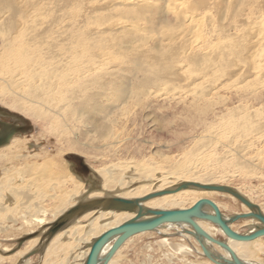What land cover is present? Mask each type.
Masks as SVG:
<instances>
[{
    "label": "bare ground",
    "instance_id": "1",
    "mask_svg": "<svg viewBox=\"0 0 264 264\" xmlns=\"http://www.w3.org/2000/svg\"><path fill=\"white\" fill-rule=\"evenodd\" d=\"M100 1L83 0V3L82 0H0V95L3 99L10 97L13 95L12 88H17L26 96L23 102L20 95L17 96L22 100L13 95L14 99L8 104L10 108L40 119L43 123L47 121L52 134H58L68 144L74 143L68 138L70 130L80 124L86 111L90 114L93 111L108 120L100 127L102 132H97L100 140L107 143L111 152L113 151L112 157H116L117 161L122 152L116 149L114 143L119 142L116 138L118 132L116 124L109 120V110L107 106L103 107V101L127 104L125 99H141L146 102L152 99L172 100L177 95V98L188 101L187 108L196 115V119L194 117L190 122L193 128L188 133L194 141L195 138L204 140L212 134L217 139L233 136L238 141L241 140L245 147L253 146V133L258 135L257 133L264 130V0ZM97 7L110 9L119 20H128L118 23L117 20L109 18L114 22L105 21L108 16L100 13L104 8ZM134 21L136 24H133ZM156 21L160 24L157 30L153 26ZM155 32L157 36L150 37L153 42L151 46H146L144 51L131 53L135 51L131 39L144 38ZM153 48L159 50L153 51ZM114 60L118 64H114ZM125 63L131 73L144 75L139 84L129 89L128 79L122 80L121 86L110 79L114 75V69L123 68ZM109 64H114V67L108 69ZM11 124L20 125L15 119ZM165 129L169 130V127ZM164 132L158 129L157 137H164ZM21 139L23 136H13L6 145L0 147V187H7L3 181L7 183L13 175L32 168L36 173H55L53 163L45 153L43 154L46 157L42 162H31V166L22 165L29 157L38 158L40 154L29 155L27 143ZM74 151L76 152V148L71 144L67 152ZM148 159L149 157L142 155L139 160L129 158L128 163H112L108 168L100 169L86 165L93 175L90 173L85 177L74 170L75 164L71 159H66L65 168H69V180L74 186L68 196L69 204L66 207L59 206L53 212L38 207L34 214H22L24 224L36 226L38 231L31 230V227L18 241L30 239L27 243H35L36 238H40L41 248L30 253L39 251L37 254L41 260L55 261L58 253H66V256L73 258L75 264H83L94 239L133 219L140 208L144 212L147 209H188L210 194L237 199L225 192L194 187L179 189L186 183L224 185L214 184V177L210 176L191 179L189 175L193 170L186 168L188 163L186 166L172 164L166 171L165 161L151 163ZM18 160H22L20 165ZM162 168L165 171H161ZM9 173L12 174L8 175ZM95 174L101 180L99 186V178ZM62 184L59 181V185ZM97 186L100 189H94ZM224 187L249 203L252 202L248 194L232 187ZM0 198L9 199L2 192ZM98 198L137 200L138 206L119 207L118 210L91 209L82 216L72 217L48 242L41 243V236L48 226L66 211L78 203ZM212 202L220 211V205L213 200ZM251 204L254 209L242 204L243 213L224 215L220 212L221 216L228 220L235 215L256 211L264 215L260 206ZM6 209L0 203V217L5 214ZM202 211L212 214L207 206ZM49 215L50 219L47 217ZM148 217L142 216L140 219ZM239 220L242 223L236 227L234 223ZM239 220L229 223V227L240 235H249L263 227L253 218ZM12 222L15 223V220ZM78 223L81 224L77 225ZM196 223L210 237L227 244L243 263L263 264L260 257L264 256L263 245L258 242L264 243V236L251 241H235L226 237L218 226L208 221L196 220ZM72 226L78 228L72 229ZM161 227H164V230H160L163 236L169 237L170 231H174L177 236L189 239L188 241L195 244L197 254L206 259V264H215L204 256L196 239L186 233L192 229L185 223H165L153 231L129 238L107 264H113L114 257L129 240L157 231ZM63 236H66L67 241H61ZM166 237L161 238L160 242L171 246L169 238ZM113 241L103 248L101 259ZM203 243L211 255L230 258L220 246ZM57 246L60 247L59 250ZM255 247H259L258 257L253 252ZM10 250L8 247L0 249V259L5 256L2 253L13 252V249ZM177 250L181 251L182 248L177 247ZM70 252L72 253L68 254ZM30 253L26 255L29 258L24 259L22 264H29L33 257L29 256ZM21 256L23 253L19 255ZM61 263H64L63 259ZM100 263L101 261L98 264Z\"/></svg>",
    "mask_w": 264,
    "mask_h": 264
},
{
    "label": "rangeland",
    "instance_id": "2",
    "mask_svg": "<svg viewBox=\"0 0 264 264\" xmlns=\"http://www.w3.org/2000/svg\"><path fill=\"white\" fill-rule=\"evenodd\" d=\"M100 3L102 2L100 1ZM97 8H104L100 13L108 16L105 21L114 22L113 20H117L118 23H120L128 20L126 18L119 20V18L114 15L113 11L105 7ZM135 21L133 24H136L137 21ZM159 25L157 21L153 24L155 30L159 28ZM152 36H157V32L153 35H146L144 38L137 37L131 39L133 42L132 46H134L133 48L135 50L131 51V53L144 51L147 48L146 46H151L153 42H151L150 37ZM148 49L150 50L149 47ZM152 50L157 51L159 49L153 48ZM128 55L129 54H127V56ZM127 59L128 58H126V60ZM113 63L118 64L116 60H114ZM127 63H125L123 68H115L114 75H112L114 78L111 77L110 79L115 80L113 83L119 84L120 86L122 80L125 81V79H128L127 84L129 89L139 84L144 75L140 73H131L127 68ZM114 64H109L107 66L109 67L108 69H112ZM107 67L103 68L107 69ZM1 77L2 76H0V79ZM11 92L14 97L20 95L19 98H23V102L25 101L26 96L21 93L20 89L12 88ZM13 95H10V97L6 96L4 99L0 95V108L19 116L21 120L26 122L27 126H30L27 131L14 136V138L23 136L21 140L26 141L29 155L40 154V157H29L28 160L23 163L22 160H18V165L22 163V165L26 164L27 166H31V162H42L43 158L46 157L45 154H47V158L53 163L52 167L55 173L53 175H50L49 172L36 173L32 168L29 171L19 172V174L13 175L8 179L7 183L3 181L4 185L7 184V187H0V192L7 194L9 199L6 200L2 198V200L0 198L1 205L7 207L5 214L0 217V249L4 247H8L11 250L16 249L18 245L17 241L23 237L22 234L27 232L31 227V230L36 229V226H26L24 224L21 218L22 214H34L38 207L52 211L59 206L66 207L69 204L67 202V200L69 201L68 196L70 192L74 190V186L72 181L69 180V177H71L68 171L69 168H65V164L67 163L65 158L68 155H77L83 159L87 166L97 169L108 168L112 163L117 162L121 164L128 163L130 161L129 158L136 161L139 160L142 155H146L147 158L149 157L148 162L151 163H155L156 161L159 162V160L165 161L164 166L166 167V171H168L167 168L172 166V164L186 166L188 163L187 165L190 166V168H188V166H186V168L190 171L191 169L193 170L192 173L190 172L191 175H189L191 179L207 176L214 177V184L232 187L248 194L252 201L251 203L260 206L264 210V130L257 133L258 135L253 133L255 134V138L251 148L245 147V145L240 142L241 140L238 141L236 138H233V136H227L226 139H217L212 134H209L210 137H205V141L203 139L197 140L196 138L194 141L193 137H189L190 135L188 133L193 128L190 122L194 117L196 119V115L191 113L192 111H189L187 108L188 101L177 98V95H175L172 100L152 99L151 101L143 102L141 99H125L127 104L118 101H103V107L107 106L106 108L109 110V120H113L118 132L116 138L119 142L114 143L116 149H120L122 152L119 154L118 160L116 161V157H112L113 151L111 152L107 143H103L100 140V135L98 134V132H102L100 129L101 125L107 123L108 120L94 114L93 111H90L92 114L86 111L80 124L75 125L74 128L70 130V135L68 137L71 142H74L71 144L76 148V152H67L71 144H68L66 141V143L63 142V138H60L58 134H52L48 129L47 121L43 123L40 119L10 108L8 104L14 99ZM18 96L16 97L17 99H19ZM127 96H129V94ZM169 100H171L170 103ZM177 104L179 106H177ZM0 119L4 121L10 120V118L5 117H0ZM12 121L13 119L9 122L13 123ZM167 126L169 130L165 129ZM158 129L159 131L162 129V132L165 130L167 134H170L167 135L164 132L162 133L164 137L160 139L157 137ZM232 134L234 135L235 133L232 132ZM258 136L263 137L259 140ZM26 143L24 142V145H26ZM128 155H130V157ZM162 169L161 171H165L164 168ZM10 174L12 173L8 175ZM59 181L63 182V184L59 185ZM100 181L99 178L98 186ZM50 185H52L51 188ZM202 199L215 201L220 205V212L224 215L234 212L239 214L244 211L243 205L237 199L227 195L210 194L208 197ZM47 217L50 219V215ZM13 219L15 223L12 222ZM241 223L242 222L239 220L234 224L237 227V225ZM80 224L81 223H78L77 225ZM71 228L77 229L78 227L72 226ZM233 229H235V226ZM36 230L38 231V227ZM160 230H164V227L129 240L114 257L113 264H206V259L197 254L195 244L188 241L189 239L187 240L185 237L177 236L174 231H170L171 235L166 237L160 233ZM165 237L169 238L168 241L171 246L160 242L161 238ZM36 239L37 241L35 243L32 241L27 243L30 239L26 240L13 254L8 255L9 252L2 253V255L5 256L0 259V264H22L29 258H26V255H28L30 251L41 248L39 242L40 238ZM63 240L67 241L66 236L61 238V241ZM261 242L262 241L258 243L263 245L262 250H264V243ZM177 247L182 248V250H177ZM56 248L58 250L60 249L59 246ZM183 250L189 253L187 254ZM253 252L258 257L259 247H255ZM21 253H23V256L19 257ZM37 253L32 255L33 257L29 264H54L55 261L56 264L76 263L72 261L73 258H71L70 255H67V257L65 255L66 253H58V258L56 257L55 261H48V259L41 260ZM71 253L72 252L68 254ZM260 257L264 261V256L260 255ZM62 259L64 263H61ZM262 263L264 264V262Z\"/></svg>",
    "mask_w": 264,
    "mask_h": 264
},
{
    "label": "water",
    "instance_id": "3",
    "mask_svg": "<svg viewBox=\"0 0 264 264\" xmlns=\"http://www.w3.org/2000/svg\"><path fill=\"white\" fill-rule=\"evenodd\" d=\"M0 108V116L1 117H8L13 118L20 124L16 126L14 124H9L0 121V147L6 145L9 140L22 132L27 131L30 126H27L24 120H19V116L11 114L10 112ZM5 112V114H4ZM66 159H71L74 162V170L82 176H88L92 171L90 168L86 166L83 159L77 155H68ZM93 175V174H92ZM187 187H194L201 190H211V191H219L230 193L233 195L237 200H239L242 204H244L249 209H254V205L249 203L248 201L244 200L242 197L237 195L236 193L230 191L231 189L224 187V186H211V185H200V184H190L186 183L181 185L179 189H185ZM94 189H100L98 186ZM148 198V197H147ZM138 206L137 200H127V199H105V198H98V199H91L90 201H86L83 203H78L68 211H66L61 217L56 219L51 225L48 226V229L43 235L41 236V243L48 242L58 231H60L68 222V220L72 219V217H79L82 216L84 213L91 209H103V210H118L119 207H133ZM209 207L212 210V214H206L202 211L203 207ZM141 210L135 215L133 219L125 221L124 223L118 225L115 228L109 229L99 235L93 242L90 244L89 252L85 258L83 264H107V262L112 258V256L118 251V249L131 237L144 233L147 231H153L159 226L165 223H185L191 227V231H186L187 234L192 235L196 241L199 243L204 256L214 262L215 264H245L240 261L231 248L221 242L210 237L204 230L200 228V226L196 223V220L208 221L216 226L224 233L226 237L235 241H251L256 239L259 236H264V215L260 212H252L243 215H235L229 218L228 220L223 219L221 216L220 211L216 207V205L208 200V199H199L196 201L190 208L188 209H172V210ZM150 215V217H148ZM148 217L147 219H140L141 217ZM242 218H253L256 221L262 224V228L257 229L253 233L249 235H240L233 232L230 227L229 223H232L236 220ZM27 239V238H26ZM203 242H209L216 244L223 248L226 253L229 255V259H223L219 256L211 255L207 248L204 246ZM112 240L113 243L111 247L108 249L107 253L101 259L100 254L103 248L110 243ZM25 239L18 241L17 249L22 245ZM16 251L13 250L10 254L15 253ZM8 254V255H10ZM35 252L29 254V256L34 255ZM101 259V260H100Z\"/></svg>",
    "mask_w": 264,
    "mask_h": 264
},
{
    "label": "flooded vegetation",
    "instance_id": "4",
    "mask_svg": "<svg viewBox=\"0 0 264 264\" xmlns=\"http://www.w3.org/2000/svg\"><path fill=\"white\" fill-rule=\"evenodd\" d=\"M0 117H1V116H0ZM5 118H8V117H5ZM10 120H12V119L10 118ZM10 120H9V121H10ZM0 121L11 124L9 121H4V120H1V119H0ZM12 122H13V121H12ZM18 126H19V125H18Z\"/></svg>",
    "mask_w": 264,
    "mask_h": 264
}]
</instances>
